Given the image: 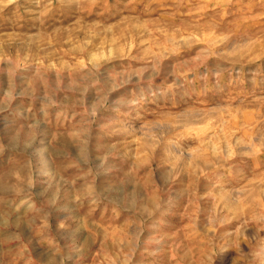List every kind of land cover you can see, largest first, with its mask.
Wrapping results in <instances>:
<instances>
[{
	"label": "rangeland",
	"instance_id": "374dc122",
	"mask_svg": "<svg viewBox=\"0 0 264 264\" xmlns=\"http://www.w3.org/2000/svg\"><path fill=\"white\" fill-rule=\"evenodd\" d=\"M0 264H264V0H0Z\"/></svg>",
	"mask_w": 264,
	"mask_h": 264
}]
</instances>
